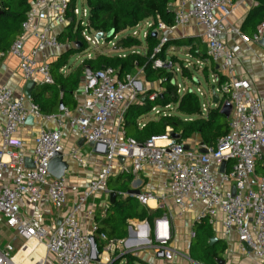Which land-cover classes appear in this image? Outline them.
I'll return each mask as SVG.
<instances>
[{"label": "built area", "instance_id": "built-area-1", "mask_svg": "<svg viewBox=\"0 0 264 264\" xmlns=\"http://www.w3.org/2000/svg\"><path fill=\"white\" fill-rule=\"evenodd\" d=\"M233 6L234 0H180L171 26L162 22L154 26L153 21L148 19L142 33L143 38L150 32L156 33L158 46L153 50L156 55L178 28L190 22L202 28L207 59L216 66L219 75L223 74L225 78L224 83L218 85V77H211V83L216 86L213 91L224 97L225 102L231 106L228 133L205 152L185 149L184 144L171 138L169 129H166L164 135L151 137L143 143L124 138L122 116L126 108L123 107L126 94L130 92L132 96H137L144 92L138 74H126L120 78L117 71L111 68L92 71L85 67L82 72L83 100L74 111L64 108L59 116L43 115L29 98L27 100L14 97L9 89L0 86V117L4 121L0 144V223L15 231L23 245L33 249L44 248L57 264H93V241L97 224H92L90 231L84 232L78 213L92 195L107 192L106 181L112 173L113 161L122 156L130 161L133 173L141 171L144 166L167 173L169 181L165 186L180 212L188 211L198 203L201 207L199 217H207L209 223L220 214L223 237L235 233L239 251L249 253L264 263V175L258 176L255 173L256 161L264 157V103L259 97L249 93L248 81L232 79L235 57L233 51L222 41V36L229 32L238 35L245 42L248 41L238 30L225 25ZM83 8L79 14L80 11L75 6L73 15L85 27L87 23L84 20L87 21L88 10ZM68 9L69 0L33 1L25 21L21 24V34L6 53L0 51V61L6 54L15 57L26 82L33 85H51L53 81L49 64L38 61L37 57L43 55L47 49L62 48L63 44L56 35L69 23L66 14ZM137 27L138 25L134 28ZM87 32L83 30V36ZM137 33L133 31L130 37H136ZM263 33L264 23L258 27L253 40L258 41ZM26 38L35 40L29 53L24 49ZM85 38L91 45L95 44ZM87 58H90L89 54ZM152 67L169 69L171 64L168 60L162 62L155 59ZM197 92L202 97L205 96L201 89H197ZM155 97L156 93H153L149 100ZM118 105L123 108L117 111L120 112L119 118L113 128L109 126V120ZM201 109L206 114L208 104L201 103ZM152 112L156 116L160 115L156 108ZM29 116L33 120L54 119L56 128L40 129L35 134L32 164L28 168L24 166V157L21 154L23 144L17 132ZM63 119H67L77 129L86 143L101 147L106 164L80 191L62 223L48 231L22 219L18 202L26 198L34 205L45 195L55 210L62 209L67 203L65 180L54 179L48 174L50 161L55 154L62 152L59 127L62 126ZM71 156L77 159L76 152H72ZM228 162L231 163V169L220 173L216 179L212 165L220 167ZM6 166L16 168L10 186L1 184ZM225 184L229 185L228 189L222 188ZM70 191L76 192L77 188L71 187ZM133 195L141 204H146L152 198L150 193ZM169 218L167 214H163L154 219L151 226L146 222L132 225L133 231L138 235L136 241H143L133 246L127 245L129 239L107 240L103 234L98 238L104 241L103 248L108 252L121 247L133 250L146 246L153 249L157 256L170 255V251L166 249L171 240ZM191 237H194V233H191ZM0 264H18L12 244L0 242Z\"/></svg>", "mask_w": 264, "mask_h": 264}, {"label": "crops", "instance_id": "crops-1", "mask_svg": "<svg viewBox=\"0 0 264 264\" xmlns=\"http://www.w3.org/2000/svg\"><path fill=\"white\" fill-rule=\"evenodd\" d=\"M179 4L180 0H175L172 5L173 13L178 9ZM253 5V0H234V6L227 22L225 23L226 27L238 30V32L241 33L240 28ZM247 39L248 41L245 42L238 35L229 32L222 36V41L233 51L235 57V67L232 79L248 81L250 84L249 93L259 97L264 103V47L260 45L258 41H254L253 38L249 39L248 37ZM172 40L190 41V45L196 48V56L191 54L190 45L188 46L185 44L184 46H176L172 43L167 48L168 54L171 51V57H175L181 61V59L178 58V55L185 51L186 54L193 60L200 62L204 67H208L209 62H201L199 60L202 54L206 56L207 50L206 41L203 37L201 27L197 26L193 22H190L187 25L178 28L170 38V41ZM34 45L35 40L33 38H26L24 43L25 52L29 53ZM67 48V45H63L61 49H47L43 55L37 57V60L50 64L55 61L57 57ZM90 53V58L85 59H92L98 55H92ZM70 60L68 66L64 67L62 70L65 74L74 70L81 64L80 63L79 65L77 64L70 67ZM212 76H214V74H209L208 87L210 88V91L207 89L204 92L205 96L202 98V102L208 104V109L216 107V103L213 102L212 92V88H216V86L211 83ZM141 77L143 79V81H141L142 79L140 80L143 91L155 90L151 86L153 84L147 83L144 80L143 75ZM147 85L150 87H146ZM0 86H5L9 89L13 93L14 97H21L28 100L25 95V90L30 92L33 84L31 85L26 82L22 77L18 60L15 57L6 54L0 61ZM81 89L82 78L80 80L79 87L73 94L76 107L83 100V92ZM217 97L222 98L219 95H217ZM137 101L138 98L136 96H132V94L128 92L126 94V103H124L123 107L127 108L128 105ZM123 107L119 105L117 106L111 119L109 120L110 127H115L120 113L117 111L121 110ZM68 110L74 111L71 109ZM60 114L61 111L56 114L43 115L59 116ZM72 114L74 115V112H72ZM152 114L154 113L151 112L148 115L139 118L137 121L139 127L143 126L148 121L157 118L155 114ZM3 122V119L0 117V144ZM55 128L56 121L54 119H35L31 125L25 123L19 128L17 136L22 140L23 147L21 154L24 157L25 167L29 168L32 164L33 138L35 134L40 129ZM59 129L61 132L62 161L67 163V167L62 176L67 184V203L62 209L55 210L50 205L45 195L42 200L34 205L29 203L26 198H22L18 202L19 213L22 219L30 221L33 226L43 227L48 231L54 230L62 223L66 214L70 209H72L80 191L86 187L89 181L93 180L97 176L99 171L106 164L105 155L101 152V147L97 146V148H95L89 143L83 141L77 132V129L74 126H71L67 119H63L62 126L59 127ZM182 144L186 145L189 149H194L199 152H205L208 148L213 147L203 145L200 136L197 134L193 135L185 142H182ZM72 152H76L77 159L72 158ZM4 160H6L5 157ZM225 169L226 164L223 168H221V166L216 167L214 164L212 165V172L214 173L216 179H218L219 174L224 172ZM123 172H130L133 175V179L130 182L131 191H138V193H150L152 198L149 199L146 204H141L133 194H126L124 196H131L150 211L159 210L162 215L167 214L170 217L169 224L171 230V240L166 246L167 251H170V255L157 256L153 249L146 246L133 250L123 249L121 247L115 249L113 252H108L103 248L104 241L98 239L99 244L101 245V251L98 252L97 260L95 259L93 264H126V258H124L125 256L135 258L136 261L134 264H191L192 262H195L190 258L189 251L193 241V237H191V233H193V225L201 219V217H199L201 209L200 205L196 203L192 209L180 212L178 207L173 202V199L170 197L168 188L165 186V183L169 181V175L164 172L156 171L151 166H144L141 171L133 173L128 159L124 157L123 159L116 158L113 161V169L110 176L115 177L121 175ZM15 173L16 168L6 166L3 170L1 184L10 186ZM255 173L258 176L264 174V157L256 161ZM71 187H76L77 191H70ZM106 188L107 192H97L92 195L79 211L78 220L84 232H89L92 224H98L106 217V210L110 205L109 194L112 193L110 186L107 185ZM222 188L228 189L229 185H222ZM156 218L158 217H154L152 222L149 224H152ZM220 221L221 215L219 214L214 218L212 223H209L213 231V237L216 238V241H222L225 244V251L220 255V264H264L256 260L251 254L241 253L239 251L235 233L227 237H223ZM139 222H146L148 224L146 220H127L128 227L126 240H130L127 244L128 246H133L140 242L136 241L138 235L133 231L134 228L132 227V225ZM0 242L2 244L10 243L13 245L15 259L18 264H57L53 256L47 254L44 248L38 247L37 249H33L30 246L23 245V241L16 235L15 231L9 229L4 223H0ZM140 243H143V241ZM196 263L202 264L200 262Z\"/></svg>", "mask_w": 264, "mask_h": 264}, {"label": "trees", "instance_id": "trees-1", "mask_svg": "<svg viewBox=\"0 0 264 264\" xmlns=\"http://www.w3.org/2000/svg\"><path fill=\"white\" fill-rule=\"evenodd\" d=\"M35 0H0V51L6 53L12 42L21 34V24L25 21L31 3ZM254 5L249 10L240 32L252 39L257 34V27L264 21V0H253ZM88 10L87 24L85 27L75 19L73 9L76 0H69L67 10L68 25L59 32L56 37L60 43L68 48L62 52L55 61L49 64L50 74L53 83L51 85H33L29 92V99L36 104L42 114H56L59 112V105L63 108L74 110L76 102L73 94L77 90L85 67L92 71H99L111 68L117 71L118 77L126 74H133L140 70L144 80L150 84H156L160 89L147 90L138 94V101L127 106L122 116V132L124 138H131L138 143H143L151 137H159L165 134L166 129L170 134L178 136L175 142L182 144L193 135L200 136L205 146H215L216 141L228 133L229 118L220 113L225 98H218L216 107L208 109L203 114L201 103L196 94L192 91L179 97L176 93L174 75L169 69H154L152 63L155 59L162 62L168 60L172 70L177 63L181 64V76L191 80L198 85L188 69L177 58L168 59L165 55L167 48L173 43L176 46L190 45V41L172 40L164 44L158 54L153 50L158 46V39L152 32L145 38L147 50L143 54L127 53L126 55H104L99 54L92 59H84L74 70L63 73V68L68 66L72 56L81 53L87 45L81 34L83 30L94 33H102L107 42H111L116 35L122 31L132 29L139 23L151 19L154 26L158 22L171 26L174 22V13L169 11L175 0H82ZM113 33L112 37H107ZM139 40L130 36L117 39L115 47L120 50H129L140 45ZM71 45L76 46L72 48ZM70 46V47H69ZM196 48L190 45V52L196 56ZM152 55H154L152 57ZM201 62H209L207 56L201 55ZM204 78L208 81L209 74L218 77V85L224 83L225 78L220 76L215 65L209 62L208 67L201 70ZM156 93L153 100L149 96ZM171 106L175 111L157 115L154 120L148 121L139 127L138 119L148 115L153 108L169 111ZM231 169V163L226 164L225 171ZM256 169V168H255ZM264 175V174H262ZM133 175L130 172H123L121 175L109 176L106 185L110 186L114 193L115 200L108 206L106 217L97 224V231L94 234L96 249L101 251V245L97 238L103 234L107 240H124L127 236V220L136 219L152 222L154 217H160L161 211H150L141 205L131 196H124L130 192V182ZM150 226L152 224H149ZM193 241L190 246V258L202 264H220V255L225 251V244L216 241L209 245L213 237L211 225L207 217L199 219L193 225ZM126 264H134L133 257H127ZM114 264V263H113Z\"/></svg>", "mask_w": 264, "mask_h": 264}, {"label": "rangeland", "instance_id": "rangeland-1", "mask_svg": "<svg viewBox=\"0 0 264 264\" xmlns=\"http://www.w3.org/2000/svg\"><path fill=\"white\" fill-rule=\"evenodd\" d=\"M76 8L78 9L79 14H81V11L82 9H84L83 7H85L83 5V2L82 0H76ZM85 24L87 23L86 20H84ZM145 21L141 22L138 24V27L137 28H133V29H128V30H125V31H122L120 33H118L116 35L115 38H113V40L111 42H107L105 41V39L103 38L102 40H100V42L97 43L94 35L95 33L94 32H87L85 33V35L83 36V34H81L83 40L85 41V44L87 45L86 49L83 50L81 53H79L78 55H74L71 60H70V67H73L75 65H79L83 59L87 58L88 54H95V55H99V54H104V55H116V54H119V55H126L127 53H137V54H143L146 52L147 50V44L145 43V38H143L142 36V33L143 31L145 30ZM133 31H136L138 32L137 33V36L134 37V39H137L140 42V45L139 46H136V47H133V48H130L129 50H126V51H120L119 49H117L115 47V42L117 41L118 38H122V37H125V36H130V34L133 32ZM150 34V33H148ZM147 34V36H148ZM146 36V37H147ZM87 37L88 39H90L91 41H94L95 44L91 45L90 42H87L86 41V38ZM156 38V37H155ZM70 47V46H69ZM72 48H76V46L74 45H71ZM170 53L171 51L169 52V54L167 53V50L165 52V55L168 59L171 58L170 56ZM178 58L181 59L180 62L183 63L184 67L186 69H188L192 75V77L194 79H196L198 81V85H195L194 83H192L191 80H188V79H185L181 76V73H182V67H181V64L180 63H177L174 65V70H172V67L169 68V70L173 73L174 75V81H175V87H176V93L179 97H181L182 95H184L185 93L187 92H190L192 91L194 94H196L199 98V101L201 103L202 102V96L199 95V93L197 92V89H201V92H205L207 89L208 91H210V88L208 87V84H209V77H208V81L204 78L201 70L203 69L204 66H202V64L200 62H196L195 60H193L191 57H189L185 51H183L181 54L178 55ZM140 70H136L134 72V74H138V79L141 80L142 79V74L139 73ZM143 81V79L141 80ZM144 83V82H143ZM155 91L157 93L160 92V89L158 88L157 85H151ZM146 87H150L149 85H147ZM157 111H159V114H165L167 112L169 113H173L175 111V107L174 106H171L169 108V111H166V110H161V109H158L156 108ZM154 115V114H152ZM156 116V114H155Z\"/></svg>", "mask_w": 264, "mask_h": 264}, {"label": "water", "instance_id": "water-1", "mask_svg": "<svg viewBox=\"0 0 264 264\" xmlns=\"http://www.w3.org/2000/svg\"><path fill=\"white\" fill-rule=\"evenodd\" d=\"M172 6L169 7V11H172ZM152 35L154 37H156V33L155 32H152ZM113 36V33H109L107 35V37H112ZM95 39L97 41H100L104 38V35L102 33H96L94 35ZM258 43L260 45H262L264 47V35L258 40ZM32 85V84H31ZM214 89L212 88V92H213V102L216 103L217 102V95L214 93L213 91ZM25 95L27 98L30 97L29 95V91L28 90H25ZM63 110V107L62 105L60 104L59 105V111H62ZM230 111H231V106L229 103L227 102H224V104L222 105L221 109H220V113L228 118L229 115H230ZM33 123V118L31 116H29L26 120V124L28 125H31ZM171 138L176 140L178 138V136L176 135H172L170 134ZM84 141V139H82ZM91 146H94L95 148H97V145L93 144V143H89ZM184 148L187 149V146L184 145ZM119 159H123L122 156H119L118 157ZM63 157L61 155V153H57L55 154L54 158L50 161L49 163V166H48V174L54 178V179H59V178H62L63 174H64V171L67 167V163L66 162H63ZM225 165V163H223L221 165V168H223ZM31 167V166H30ZM134 193H138V191H130L129 194H134ZM115 194L114 193H110L109 194V202L110 204H113L114 200H115ZM216 242V238L215 237H212L210 240H209V245H212L213 243ZM93 245H94V255H95V259L97 260V256H98V251L96 250V242L93 241Z\"/></svg>", "mask_w": 264, "mask_h": 264}]
</instances>
